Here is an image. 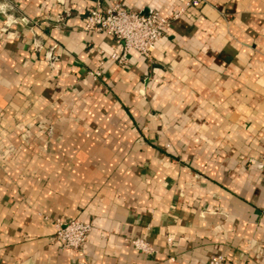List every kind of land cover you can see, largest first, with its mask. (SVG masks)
<instances>
[{"label":"crops","instance_id":"obj_1","mask_svg":"<svg viewBox=\"0 0 264 264\" xmlns=\"http://www.w3.org/2000/svg\"><path fill=\"white\" fill-rule=\"evenodd\" d=\"M112 1L0 0V264H264V0H120L180 13L127 68Z\"/></svg>","mask_w":264,"mask_h":264},{"label":"built area","instance_id":"obj_2","mask_svg":"<svg viewBox=\"0 0 264 264\" xmlns=\"http://www.w3.org/2000/svg\"><path fill=\"white\" fill-rule=\"evenodd\" d=\"M205 0H189L187 6H197ZM180 16L176 14L172 19L160 16L159 13L143 15L129 10L120 0H113L111 5L103 10L90 8L86 14L85 31L89 33H104L111 36L120 51L114 52L112 58L121 68L129 65V55L137 52L145 58H150L156 43L173 20ZM96 77L100 74L96 73ZM55 239L64 248L81 251L93 232V225L81 220L65 222L56 219ZM133 245L144 253L152 249L144 240H135ZM206 264H228L224 255L213 256Z\"/></svg>","mask_w":264,"mask_h":264},{"label":"water","instance_id":"obj_3","mask_svg":"<svg viewBox=\"0 0 264 264\" xmlns=\"http://www.w3.org/2000/svg\"><path fill=\"white\" fill-rule=\"evenodd\" d=\"M140 14H142V13H140Z\"/></svg>","mask_w":264,"mask_h":264}]
</instances>
